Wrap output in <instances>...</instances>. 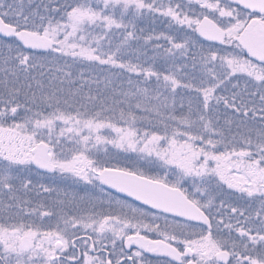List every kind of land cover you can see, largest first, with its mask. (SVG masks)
Masks as SVG:
<instances>
[{
  "label": "snow or ice",
  "instance_id": "obj_1",
  "mask_svg": "<svg viewBox=\"0 0 264 264\" xmlns=\"http://www.w3.org/2000/svg\"><path fill=\"white\" fill-rule=\"evenodd\" d=\"M0 264H264V0H0Z\"/></svg>",
  "mask_w": 264,
  "mask_h": 264
}]
</instances>
